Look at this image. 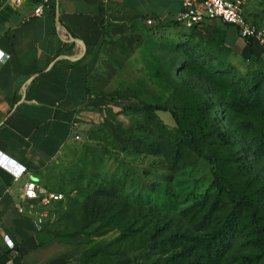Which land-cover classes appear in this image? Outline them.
<instances>
[{
  "label": "rangeland",
  "instance_id": "obj_1",
  "mask_svg": "<svg viewBox=\"0 0 264 264\" xmlns=\"http://www.w3.org/2000/svg\"><path fill=\"white\" fill-rule=\"evenodd\" d=\"M6 6L0 0V14ZM244 14L264 30V0H247ZM226 28L214 22L189 32L171 22L145 29L136 58L111 88L130 107L112 105L96 127L73 132L78 139L51 173L63 200L48 208L43 229L63 249L62 264H244L257 251L246 231L218 260L204 243L229 208L226 199L214 206V173L252 198L264 224V47L237 34L227 42ZM250 76L259 82L256 100L240 89L239 78ZM170 112L201 138L199 151L177 139L175 170ZM210 208L212 223L200 226Z\"/></svg>",
  "mask_w": 264,
  "mask_h": 264
},
{
  "label": "crops",
  "instance_id": "obj_2",
  "mask_svg": "<svg viewBox=\"0 0 264 264\" xmlns=\"http://www.w3.org/2000/svg\"><path fill=\"white\" fill-rule=\"evenodd\" d=\"M37 4L7 1L0 14V51L9 55L0 62V154L25 168L15 180L0 167V264L63 263V249L35 228L38 205L22 200L23 186L54 188L52 167L73 132L112 109L105 96L136 58L145 21L174 23L179 10L172 0H50L34 17Z\"/></svg>",
  "mask_w": 264,
  "mask_h": 264
},
{
  "label": "trees",
  "instance_id": "obj_3",
  "mask_svg": "<svg viewBox=\"0 0 264 264\" xmlns=\"http://www.w3.org/2000/svg\"><path fill=\"white\" fill-rule=\"evenodd\" d=\"M174 24L178 25L176 22H174ZM223 25L227 27L225 32V35L227 36L226 37L227 42L230 41L229 38L232 39L236 34L238 35L237 30L234 27L227 24H223ZM203 27L204 25L198 28L195 27L187 30L189 32H195V31L198 32ZM232 28H234L236 32L233 33L231 31ZM224 39L225 37L223 38L222 41L223 43H224ZM248 44L251 45L250 43ZM223 45L226 48L228 46V45L226 46L225 43ZM239 84H240V89H242V92L245 95V97L247 98L253 97L255 98V100L259 99L260 97L259 82L255 79L254 76L239 78ZM105 97L108 98L109 102H111L112 105L123 106L124 109L130 107L127 104V98L125 97H115V99H113L114 95L112 92ZM148 109H150L152 112L168 111L158 107H149ZM110 113L111 110L109 112L107 111V114ZM170 113L175 124L177 125V134L175 138H173L172 142L168 147L169 148L168 156L171 163L170 167L171 169L175 170L178 169L175 167V163L180 157V145L178 142H176L177 139L178 141L180 140V143H182V145L184 146L187 144L181 142V139H187L188 143L191 144L190 149L199 151L201 138L198 136V134L195 131L191 132L182 128V124L179 118L176 116V114L174 112H170ZM213 121L217 127L218 124L220 125L218 120H213ZM147 154L155 156L158 154V151H154L151 148H149L147 150ZM213 176H214V180L211 187L213 188V191L215 192L216 195L214 206H218L221 199H226L228 200L229 208L226 216L222 218L220 222H218L216 227L212 229L210 234H208V237L205 238L204 243H205L206 251L213 259L218 260L223 255V252L230 245L231 240L235 239L236 233L246 231L249 235H252L250 238L251 243L255 245L257 251L248 256L241 258V263L252 264L261 261L258 264H264V224L262 221L259 220L260 217H259L258 207L252 201V198L242 195L239 192L230 190L229 187H227L223 177L220 176V174L214 173ZM211 216L212 213L210 208L209 211H207L206 213L202 214L199 217L198 219L199 225L205 227L208 224H211L212 223ZM44 227L45 224L41 230V233L43 235H45V233L43 232Z\"/></svg>",
  "mask_w": 264,
  "mask_h": 264
},
{
  "label": "built area",
  "instance_id": "obj_4",
  "mask_svg": "<svg viewBox=\"0 0 264 264\" xmlns=\"http://www.w3.org/2000/svg\"><path fill=\"white\" fill-rule=\"evenodd\" d=\"M12 6H18L21 0H7ZM179 4V10L175 15L174 22L185 29L200 27L210 22H221L230 25L237 30L240 39L248 44H257L264 47V30L249 22L244 14L247 0H172ZM50 0H38L33 10L34 17L43 16L49 9ZM146 26L154 25L151 19L145 21ZM9 55L0 51V62L8 59ZM78 139V135L74 136ZM0 167L11 173L15 180L25 172V168L16 165L0 154ZM22 200L35 202L38 210L34 213L33 224L41 231L48 218V208L63 200V195L54 192L39 184L36 180H28L23 186ZM19 212L22 209L18 208ZM6 246L13 250L14 244L7 235H3Z\"/></svg>",
  "mask_w": 264,
  "mask_h": 264
}]
</instances>
